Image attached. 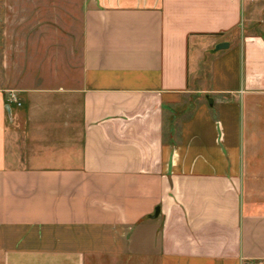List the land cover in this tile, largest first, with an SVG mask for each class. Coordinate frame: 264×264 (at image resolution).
I'll return each instance as SVG.
<instances>
[{
	"label": "crops",
	"instance_id": "1",
	"mask_svg": "<svg viewBox=\"0 0 264 264\" xmlns=\"http://www.w3.org/2000/svg\"><path fill=\"white\" fill-rule=\"evenodd\" d=\"M0 264H264V0H87L80 76L0 86Z\"/></svg>",
	"mask_w": 264,
	"mask_h": 264
},
{
	"label": "rangeland",
	"instance_id": "2",
	"mask_svg": "<svg viewBox=\"0 0 264 264\" xmlns=\"http://www.w3.org/2000/svg\"><path fill=\"white\" fill-rule=\"evenodd\" d=\"M86 5L87 0H0V86L51 88L80 76ZM195 97L191 107L199 101Z\"/></svg>",
	"mask_w": 264,
	"mask_h": 264
},
{
	"label": "water",
	"instance_id": "3",
	"mask_svg": "<svg viewBox=\"0 0 264 264\" xmlns=\"http://www.w3.org/2000/svg\"><path fill=\"white\" fill-rule=\"evenodd\" d=\"M228 46L227 45H220L218 48L219 49H225V48H227Z\"/></svg>",
	"mask_w": 264,
	"mask_h": 264
}]
</instances>
